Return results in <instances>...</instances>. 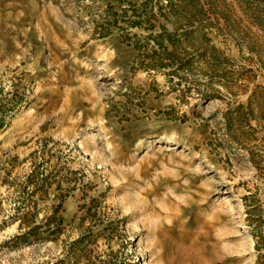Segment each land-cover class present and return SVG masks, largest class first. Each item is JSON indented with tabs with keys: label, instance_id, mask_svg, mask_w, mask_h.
Listing matches in <instances>:
<instances>
[{
	"label": "rangeland",
	"instance_id": "374dc122",
	"mask_svg": "<svg viewBox=\"0 0 264 264\" xmlns=\"http://www.w3.org/2000/svg\"><path fill=\"white\" fill-rule=\"evenodd\" d=\"M0 264H264V0H0Z\"/></svg>",
	"mask_w": 264,
	"mask_h": 264
}]
</instances>
